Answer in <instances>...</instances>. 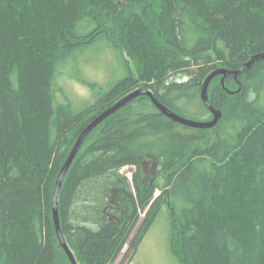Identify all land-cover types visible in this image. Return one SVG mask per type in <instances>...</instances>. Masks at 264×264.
I'll return each mask as SVG.
<instances>
[{
  "label": "trees",
  "instance_id": "trees-1",
  "mask_svg": "<svg viewBox=\"0 0 264 264\" xmlns=\"http://www.w3.org/2000/svg\"><path fill=\"white\" fill-rule=\"evenodd\" d=\"M96 45L124 69L106 89L84 75ZM263 51L264 0H0V264H71L53 189L96 115L140 87L186 112L214 69ZM70 78L92 91L79 109L65 100ZM237 80L210 82L222 111L212 129L147 110L139 96L91 131L59 194L78 264H112L126 244L133 257L164 203L180 264H264V59ZM146 160L168 186L157 196Z\"/></svg>",
  "mask_w": 264,
  "mask_h": 264
},
{
  "label": "rangeland",
  "instance_id": "rangeland-1",
  "mask_svg": "<svg viewBox=\"0 0 264 264\" xmlns=\"http://www.w3.org/2000/svg\"><path fill=\"white\" fill-rule=\"evenodd\" d=\"M86 58L89 62L85 65L84 75L88 79L99 83L102 89H106L117 76L123 74L124 69L121 61H119L112 50L106 49L102 45L94 46L87 53ZM61 84L65 94V100H68L73 107L79 109L91 100L92 91L78 83L76 80L71 78L63 79L61 80ZM143 103L147 110H154L150 101L143 100ZM136 106L140 107L141 103ZM184 106L186 112L176 113L185 118L198 121H208L212 118V114L204 108L199 97L184 101ZM88 141L89 139H87L86 142ZM121 172L129 179L131 178V168L124 167ZM146 172L151 173V164L146 167ZM156 177L157 190L155 195L157 196L168 186L165 183L162 174L156 172ZM169 213L170 209L167 204L164 203L161 211L147 231L134 256L132 257V249L126 244L119 257L112 264H180L178 257L175 256L171 249V225L169 221ZM142 217L143 214L141 215V218ZM138 225L139 223L137 226ZM135 230L130 236L129 241L133 238Z\"/></svg>",
  "mask_w": 264,
  "mask_h": 264
},
{
  "label": "water",
  "instance_id": "water-1",
  "mask_svg": "<svg viewBox=\"0 0 264 264\" xmlns=\"http://www.w3.org/2000/svg\"><path fill=\"white\" fill-rule=\"evenodd\" d=\"M259 59H264V51L261 53H257L252 55L246 62L242 64V66L238 69H227L225 67H220L217 69H214L203 81L200 91V99L203 103V105L206 107V109L212 114V118L208 121H198L193 119L185 118L179 114H177L175 111L171 110L169 107L161 103L152 93L150 89L147 88H137L130 93L126 94L119 100H117L115 103H113L111 106L107 107L103 111H101L98 115H96L79 133L78 137L76 138L73 146L71 147L69 153L67 154V157L63 163V165L60 168V171L56 177L55 185L53 189V195H52V206H51V212L53 217V223L55 227V231L57 234V239L59 241V246L64 250L66 253L69 261L71 264H78L71 249L69 248L60 227L59 222V194L62 186L63 179L65 178L68 169L70 168L73 160L75 159L78 151L80 150L82 144L88 137V135L91 133V131L100 125L107 117L114 114L118 110H120L122 107L126 106L129 102H131L133 99L139 97V96H147L151 103L156 107V109L164 116L168 117L170 120L179 123L181 125L191 127V128H197V129H212L219 121V119L222 116V111L220 109H215L212 107L210 102V96L208 93L210 82L213 80V78L220 76V83L224 85L225 77L229 74H232L234 76V79L237 80V75L242 70L247 69L250 67L255 61ZM241 85L239 84V87L237 89L240 90ZM232 92V91H229ZM149 161L143 162V167L146 170V167L149 165ZM156 166L157 163L153 161L151 163V174H155L156 172ZM146 172V171H145Z\"/></svg>",
  "mask_w": 264,
  "mask_h": 264
},
{
  "label": "flooded vegetation",
  "instance_id": "flooded-vegetation-1",
  "mask_svg": "<svg viewBox=\"0 0 264 264\" xmlns=\"http://www.w3.org/2000/svg\"><path fill=\"white\" fill-rule=\"evenodd\" d=\"M146 171V170H145Z\"/></svg>",
  "mask_w": 264,
  "mask_h": 264
}]
</instances>
